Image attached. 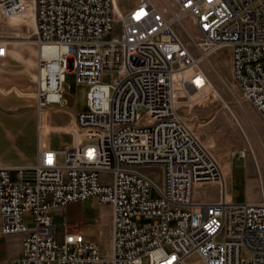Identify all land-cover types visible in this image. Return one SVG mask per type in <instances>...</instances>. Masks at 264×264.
<instances>
[{
	"label": "built area",
	"instance_id": "2783aa9c",
	"mask_svg": "<svg viewBox=\"0 0 264 264\" xmlns=\"http://www.w3.org/2000/svg\"><path fill=\"white\" fill-rule=\"evenodd\" d=\"M113 4L0 0L2 17L33 6L38 115L62 107L69 67L88 86V110L75 116L62 163L41 144L39 120L31 173L19 169L12 180L0 168V233L22 236L20 256L0 264H264V196L232 203L220 162L181 113L210 85L202 63L228 47L232 77L264 124V0H172L168 10L139 0L118 19ZM185 16L199 33L196 54L174 31ZM9 45L0 37V58ZM143 166L162 168L161 188L137 171ZM205 183L217 185L218 202H193ZM88 200L112 208L109 257L69 231L55 239L50 210Z\"/></svg>",
	"mask_w": 264,
	"mask_h": 264
},
{
	"label": "rangeland",
	"instance_id": "374dc122",
	"mask_svg": "<svg viewBox=\"0 0 264 264\" xmlns=\"http://www.w3.org/2000/svg\"><path fill=\"white\" fill-rule=\"evenodd\" d=\"M113 12L118 19L135 1L113 0ZM159 10L172 9V0H150ZM32 14V6L23 16L26 20ZM177 35L188 48L196 54L194 45L199 33L192 20L185 16L181 26L176 24ZM33 28L27 23L10 24L7 17L0 16V37L10 42L9 67L0 73V112L14 115L26 114L34 121L36 127L37 111L35 109V85L33 76L36 74L37 47L34 44ZM118 34V26H113L111 33L103 39L108 41ZM193 39L189 40L188 35ZM6 56V58H7ZM231 50L221 47L214 51L209 61H204L202 67L209 78L210 85L201 93L192 97L193 105L181 111L190 125L199 133L204 145L223 167L229 166L225 176L228 199L239 204L244 201L255 203L260 200V183L264 188V124L252 112L253 106L243 97L234 81L230 67ZM110 77L105 79L109 83ZM88 86L78 85L69 67L63 83V105L56 106L51 116L41 115V143H46L58 154V163L64 161L63 151L72 142V122L63 110L74 113L86 112V97ZM63 108L59 110L58 108ZM142 113V111L140 112ZM69 119V120H68ZM38 120V122H39ZM66 125L68 126L66 128ZM84 144H91L84 141ZM7 146V143L0 142ZM14 152L10 148V156ZM137 171L161 188L163 185V170L159 166H143ZM11 179L15 180L16 172L11 171ZM30 173V172H25ZM152 193V197H155ZM219 197L216 186L204 185L194 187L192 200L195 203H208ZM54 224V235L57 241L69 231L80 235L83 240L98 245L102 257H109L112 247V208L100 204L96 200L76 203L67 206L66 210L56 209L50 213ZM26 224L32 223L25 217ZM147 221L138 222V226ZM0 241V256L9 250L20 247L19 238L9 236ZM18 237V236H17ZM243 257L248 255L243 253ZM142 264H148L143 258Z\"/></svg>",
	"mask_w": 264,
	"mask_h": 264
},
{
	"label": "crops",
	"instance_id": "0c3cea01",
	"mask_svg": "<svg viewBox=\"0 0 264 264\" xmlns=\"http://www.w3.org/2000/svg\"><path fill=\"white\" fill-rule=\"evenodd\" d=\"M138 1L133 2L132 5L136 4ZM131 5V6H132ZM128 10V9H127ZM126 12V11H125ZM9 56V50H8ZM7 58H0V73H3L9 67V59ZM35 75L33 76V78ZM254 115L261 121H263L260 115L256 112L254 108L251 109ZM56 111L55 109L44 110L42 114L36 117V127L34 121L30 118L29 115L26 114H14L9 115L0 112V142L7 143V146L0 145V168L9 169V171L17 172L19 169L23 170L25 175H29L31 173V169L34 167L37 161V138H38V120L41 115L46 117L51 116V113ZM64 114L73 122L75 116L79 113H74L72 111L63 110ZM68 119V120H69ZM68 126L66 125V128ZM42 145L47 146L46 143H41ZM70 145V144H69ZM13 148V156H10L9 150ZM56 150V149H54ZM57 151V150H56ZM229 165L227 167H223V174L226 175L229 171ZM30 172V173H25ZM210 185L216 186V184L212 183H205L199 186ZM219 197L209 201L208 203L218 202ZM91 201V200H89ZM93 201V200H92ZM87 202V201H86ZM255 202V200L251 201ZM249 202V203H251ZM67 206L65 207H53L50 210V213L56 209L66 210ZM28 219V217H26ZM25 219V218H24ZM0 226H1V218H0ZM19 238L20 240V247L16 250H9L4 255L0 256V263L5 260H15L17 259L22 250V236H13ZM4 238L0 233V241ZM9 238V236L7 237ZM2 242V241H1Z\"/></svg>",
	"mask_w": 264,
	"mask_h": 264
},
{
	"label": "bare ground",
	"instance_id": "6f19581e",
	"mask_svg": "<svg viewBox=\"0 0 264 264\" xmlns=\"http://www.w3.org/2000/svg\"><path fill=\"white\" fill-rule=\"evenodd\" d=\"M154 5V4H153ZM32 6V5H31ZM155 6V5H154ZM156 7V6H155ZM157 8V7H156ZM8 18V20H9V23L10 24H20V23H27V24H29L32 28H33V30L35 29V21H34V12H33V6H32V14H31V16H30V18H28L27 20H26V17H23V16H10V17H7ZM179 25L181 26V23H179ZM174 31H175V33L177 34V32H176V30L174 29ZM188 35V34H187ZM178 36V35H177ZM188 37H189V40H191L192 42H193V40L192 39H194V38H190L191 36L190 35H188ZM178 38H179V36H178ZM180 39V38H179ZM181 40V39H180ZM182 41V40H181ZM194 45H195V41H194ZM195 47H196V45H195ZM44 55H47V56H53V55H55V50L54 49H50V48H45L44 49ZM214 55V52H212L210 55H209V57L208 58H206L205 59V61H209V59L212 57ZM260 185V194H261V197L262 196H264V188H263V185L260 183L259 184Z\"/></svg>",
	"mask_w": 264,
	"mask_h": 264
}]
</instances>
